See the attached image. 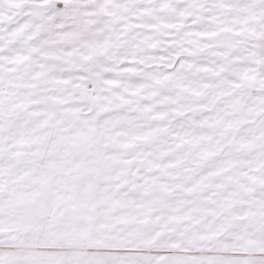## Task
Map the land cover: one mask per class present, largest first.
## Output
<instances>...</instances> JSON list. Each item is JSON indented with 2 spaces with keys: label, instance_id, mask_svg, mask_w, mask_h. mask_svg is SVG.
Here are the masks:
<instances>
[{
  "label": "snow or ice",
  "instance_id": "1",
  "mask_svg": "<svg viewBox=\"0 0 264 264\" xmlns=\"http://www.w3.org/2000/svg\"><path fill=\"white\" fill-rule=\"evenodd\" d=\"M0 264H264V0H0Z\"/></svg>",
  "mask_w": 264,
  "mask_h": 264
}]
</instances>
